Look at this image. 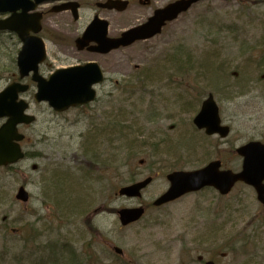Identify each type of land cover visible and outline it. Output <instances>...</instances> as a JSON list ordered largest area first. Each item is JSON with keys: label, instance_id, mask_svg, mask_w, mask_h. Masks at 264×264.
Segmentation results:
<instances>
[{"label": "rangeland", "instance_id": "1", "mask_svg": "<svg viewBox=\"0 0 264 264\" xmlns=\"http://www.w3.org/2000/svg\"><path fill=\"white\" fill-rule=\"evenodd\" d=\"M172 1L110 16L111 34ZM87 17L77 23L48 15L45 76L75 63L76 30ZM104 67L94 103L62 113L47 102L32 104L37 121L28 129L29 153L0 168V264H52L51 253L69 257L70 246L90 256L74 264H121L114 246L131 264H264V205L244 183L226 196L208 189L148 207L126 227L116 214L152 203L169 188L171 171L214 159L240 170L236 148L264 141V0H203L161 34L111 52ZM209 93L231 126L225 139L193 124ZM147 176L154 181L141 199L118 195ZM22 185L28 204L16 199ZM60 187L74 191L58 196Z\"/></svg>", "mask_w": 264, "mask_h": 264}, {"label": "water", "instance_id": "2", "mask_svg": "<svg viewBox=\"0 0 264 264\" xmlns=\"http://www.w3.org/2000/svg\"><path fill=\"white\" fill-rule=\"evenodd\" d=\"M27 1L0 0V12L16 11L22 7L27 11V7L25 8L23 5ZM45 1L51 0H36L37 4ZM197 1L199 0H179L168 5L165 9L157 10L146 24L125 32L122 39H109L104 51L109 52L111 49L118 48L121 45L127 46L136 40L148 39L157 35L162 31V27L167 21L176 19L179 14L188 10L192 3ZM37 4L30 5L29 9H35ZM63 9L59 8L57 11ZM18 19L21 23L28 21L25 14H21ZM40 20H35L36 25L40 23ZM96 24H101V35L106 36L108 22L93 23L89 30L91 31L92 28L97 27L95 26ZM0 28L14 29L11 19L0 21ZM32 29L38 32L40 26ZM16 30L22 35V29ZM89 30L88 32H90ZM24 41L25 45L19 57V66L23 74H27L30 71L35 72L34 79L38 82L39 87L38 93L35 95L37 101H48L56 111L62 112L70 107L85 105L95 100L96 90L94 85L104 80L103 71L98 63L94 62L83 66L58 69L47 79L38 74L39 64L46 59L43 40L38 39V37L35 39L27 37L24 38ZM77 42L79 43V41ZM13 88L14 86L8 87L0 95V101ZM25 108L23 107L20 110L14 108L0 112V115L11 117L0 130V166L17 163L24 157L19 144L14 141L17 142L24 138L23 135L18 134L17 125L24 121L31 123L34 120L33 116L23 115ZM194 122L198 128H205L207 134L219 133L223 137L229 134V127L221 126L219 107L212 94L204 101L202 109ZM237 151L244 157L242 171L222 170L220 160L212 161L205 167L193 171H175L168 175L171 182L169 190L155 201V204L159 205L163 202H169L206 186H213L222 194H228L238 181L253 185L258 192L259 200L264 203V144L258 141H251L239 147ZM151 179L148 178L133 185L122 187L120 194L128 197H139L141 196V190L151 182ZM17 198L23 202L29 200V193L24 186L19 189ZM144 211L142 207L121 210L123 223L127 224L138 220ZM119 251L121 252V250ZM206 264L215 263L210 261Z\"/></svg>", "mask_w": 264, "mask_h": 264}, {"label": "flooded vegetation", "instance_id": "3", "mask_svg": "<svg viewBox=\"0 0 264 264\" xmlns=\"http://www.w3.org/2000/svg\"><path fill=\"white\" fill-rule=\"evenodd\" d=\"M28 6L30 3H27ZM166 3L165 5H167ZM162 5L161 7H164ZM124 10H120L123 8ZM156 7L154 0H58L56 2H43L38 4L35 12L33 14L42 17V21L45 22L48 15H58L64 14L72 19L74 22L80 23L82 15L87 14L88 17L80 25V28L76 30L77 35L75 39L82 37L84 32L90 26V24L97 18L107 19L110 22V16L112 15H122L128 13V15H139L140 10L143 8ZM57 8H65L62 12H55ZM22 10L17 13H21ZM75 12L78 17H75ZM29 13V12H28ZM12 16V13H0V19H7ZM139 20V19H138ZM147 19L140 21L143 23ZM75 23V24H77ZM138 23V24H139ZM137 25V22L133 25ZM132 26V27H133ZM111 22L109 27V36H119V34H110ZM41 37L45 38V26L39 34ZM76 41V40H75ZM102 42L98 36L90 35L87 43H81V46H77V43L73 45L75 52L77 53V59L74 64L78 65L87 62H97L100 64L103 71H105L104 62L107 59L108 54L98 53L96 50L100 46L98 43ZM21 40L17 33L11 31H0V93L6 89L7 86L14 83L19 84L18 93L16 98L13 94H10V102L7 103V99L4 97L0 102V106L5 109L11 108V105L17 109H20L24 105H28V113L32 109V104L36 103L34 97L37 91V83L33 79V74L22 75L18 65V55L21 49ZM118 50V49H117ZM5 63V64H3ZM41 74L45 75L42 70ZM7 104V106H6ZM9 120L8 117H0V129ZM32 124L22 123L18 126L19 132L25 135V139L21 142L23 149L25 144L29 140L28 129ZM26 155L29 153L28 150L25 151Z\"/></svg>", "mask_w": 264, "mask_h": 264}, {"label": "trees", "instance_id": "4", "mask_svg": "<svg viewBox=\"0 0 264 264\" xmlns=\"http://www.w3.org/2000/svg\"><path fill=\"white\" fill-rule=\"evenodd\" d=\"M207 61H208V59H207ZM223 74V73H222ZM225 76V75H224ZM63 182V184H65V181L66 180H63V179H59L58 180V184L57 185H59V182ZM65 190L67 191L66 192V194H70L71 192H72V190L73 189H71V188H69V189H61V187L58 189V191H57V189H56V192H57V194H58V196H59V194H61L62 192L64 193L65 192ZM74 191V190H73ZM66 194H64V195H66ZM61 197V196H60ZM80 201V200H79ZM77 202H78V200H77ZM68 252L70 253V255H69V257H65L64 255H63V253L62 252H58V253H56V251H53L51 254H52V259L51 258H48V260L50 259V261L52 262V264H74L76 261H77V257H81L82 256V254L80 255V254H78L77 252H76V250L73 248V246H70V247H68ZM78 254V255H77ZM88 258H89V256H88ZM43 259L45 260V258L43 257ZM123 259V258H122ZM80 260H81V258H80ZM123 262L121 263V264H131L130 262H128V261H126L125 259H123L122 260ZM86 262H88V261H86Z\"/></svg>", "mask_w": 264, "mask_h": 264}]
</instances>
